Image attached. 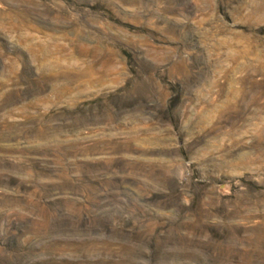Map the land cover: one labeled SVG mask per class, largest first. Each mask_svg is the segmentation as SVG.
Returning <instances> with one entry per match:
<instances>
[{"label":"rangeland","instance_id":"1","mask_svg":"<svg viewBox=\"0 0 264 264\" xmlns=\"http://www.w3.org/2000/svg\"><path fill=\"white\" fill-rule=\"evenodd\" d=\"M0 264H264V0H0Z\"/></svg>","mask_w":264,"mask_h":264}]
</instances>
